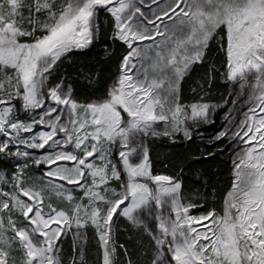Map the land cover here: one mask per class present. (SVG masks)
<instances>
[{"label": "snow or ice", "instance_id": "obj_1", "mask_svg": "<svg viewBox=\"0 0 264 264\" xmlns=\"http://www.w3.org/2000/svg\"><path fill=\"white\" fill-rule=\"evenodd\" d=\"M102 14L127 51L107 98L80 103L55 76L97 46ZM214 37L227 79L249 89L243 118L213 137L236 142L222 214L195 211L204 204L184 197L182 179L153 174L144 146L212 123L214 106L181 102L180 85ZM0 156L22 161L0 176V264H84L89 229L102 264H117L121 217L147 234L150 264H264V0H0ZM29 161L44 166L38 182Z\"/></svg>", "mask_w": 264, "mask_h": 264}, {"label": "trees", "instance_id": "obj_2", "mask_svg": "<svg viewBox=\"0 0 264 264\" xmlns=\"http://www.w3.org/2000/svg\"><path fill=\"white\" fill-rule=\"evenodd\" d=\"M100 19L102 23L97 46L70 54V58L64 60L55 76L56 83L63 81L69 85L74 96L84 102L108 96L111 86L119 76L121 57L127 51L113 39L111 18L102 14ZM218 33L220 36L224 35L222 29ZM105 46L111 51L110 56H105ZM197 81L201 85L198 89L203 90L202 99L220 104L216 112L217 119L221 118V114L236 108L234 83L225 75V57L216 37L209 43L205 60L193 65L191 73L183 81L181 87L185 97L191 96L190 86ZM148 140L153 158V172L163 169L182 179L184 197L204 204L202 209L195 211L209 208L222 211L223 201L233 183L232 145L228 138L215 140L213 137L193 132L191 140L182 135L174 139L148 137ZM15 169V159L0 156V170L12 175ZM121 222L127 224L124 218H121ZM117 240L124 248L125 245L135 244L138 249L135 239H126L118 233ZM63 248V260L67 262L73 256L71 235L64 238ZM119 250L123 253L122 249ZM88 256L91 264H101L99 260H94L93 252H87ZM132 264H139L137 258H133Z\"/></svg>", "mask_w": 264, "mask_h": 264}, {"label": "rangeland", "instance_id": "obj_3", "mask_svg": "<svg viewBox=\"0 0 264 264\" xmlns=\"http://www.w3.org/2000/svg\"><path fill=\"white\" fill-rule=\"evenodd\" d=\"M145 3L147 4L148 0H145ZM160 3H161V6H165L166 0H160ZM152 7L155 8V5H152ZM144 11L147 13V7L144 8ZM191 70H192V68H191ZM191 70L184 77V79L181 81L180 99H181V102H183L185 104H191L193 102H206V103H209L210 105L214 106L210 110V115L212 117V123L202 125L200 128V131H199V134L207 135L208 137L211 138V137H214L216 132L219 129H221L222 127L229 125V123H231L232 125H235L239 120H241L243 118V113L245 112V110L248 107L249 89L246 88L245 90L241 91L239 89L238 82H233L234 83V89L236 91L234 93L236 104H237L236 108H234L231 111H228L226 113L221 114L220 115L221 118L217 119L216 112H217V109L220 106V104L208 102V101L202 99L201 95H204V94H202L203 90L198 89V87L201 86L200 82L198 83V81H197L196 83H193V85L190 86L191 96L185 97L183 95V91H182L181 86H182L183 81L186 79V77L191 73ZM249 79L251 82L252 78L250 77ZM112 86H111V88H112ZM72 95L74 96L73 92H72ZM74 98L77 100V102H80V103H95L98 100H101V99H94V100H91L89 102H84V101L78 100L75 96H74ZM106 98H102V99H106ZM178 135H182V134H178ZM178 135L175 138H177ZM228 139L232 145V156H233V160H234L233 152L236 149V142L233 141L231 139V137H229ZM144 146L147 148V150L149 152V157H150V161H151V165H152L153 158H152V155L150 153L148 138H145ZM33 151L36 155H40L43 152V150H33ZM112 158L114 161L116 160L115 150H113ZM15 161H16V165L18 163H22V161H17V160H15ZM43 168H44L43 165H41L40 168H37L36 166L31 164V161H29V167L25 171L29 177L33 178L35 181L38 182L41 180V170ZM153 174L169 175V176L178 178L177 176H175L171 172L165 171L163 169H159L158 172H153ZM0 176H3L6 180H10L12 175H7L5 170H0ZM45 183H46V181H45ZM116 184H118V182H115L113 186H116ZM0 187H7V185L0 184ZM73 195L76 196L77 198H79L82 195V193L75 192V193H73ZM46 199H47V197H46ZM53 200H54V206L61 205V204H67L66 201L62 202V201L56 200L55 197H53ZM220 213L222 214V211H220ZM121 218H123V217H121ZM121 218L116 221L115 237H114L116 242H117V254H116L117 264H123V263L127 264V260H131L133 262V258H137L139 264H150V256L153 253L151 250L152 246L149 242V238L147 237V234L146 233L141 234V232L139 230L134 229L128 222H127V224L121 222ZM18 223L22 224L23 223L22 219L19 220ZM118 233H121L124 237H126V239H130V240L135 239L136 240L135 243L138 244V246H137L138 249H136L135 244H130L129 246L125 245V248L128 250L127 255L124 253V251H123V253H121L119 250V244H118V240H117V234ZM83 249H84V264H91V260L89 261L87 259V258H89V256L87 257V252H89V251L94 253V255H95L94 260L95 261L99 260V262H101V264H102V252L100 249L98 239L95 235L94 229H89L87 231V240L83 245ZM64 250L65 249L62 247V259H63V255L65 253ZM78 251H79V249L77 248V252Z\"/></svg>", "mask_w": 264, "mask_h": 264}]
</instances>
